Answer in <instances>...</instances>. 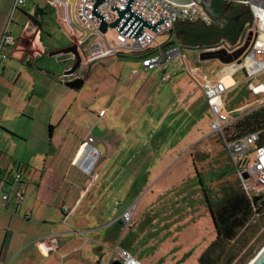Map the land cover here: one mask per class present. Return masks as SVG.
I'll use <instances>...</instances> for the list:
<instances>
[{
  "label": "rangeland",
  "instance_id": "374dc122",
  "mask_svg": "<svg viewBox=\"0 0 264 264\" xmlns=\"http://www.w3.org/2000/svg\"><path fill=\"white\" fill-rule=\"evenodd\" d=\"M51 1L25 0L19 9L28 13L36 5L44 9ZM12 2L0 0V17L2 10L12 8ZM7 19L15 21L18 13L11 15L10 11ZM62 27L64 34L51 30L45 37L48 46L68 42V28L64 24ZM116 33L115 29L108 30L107 39L112 40ZM168 37L169 34L164 33L158 35L157 40L163 42ZM91 41L92 38L82 44L86 53ZM185 51L188 66L182 59H174L165 68L134 72L139 69L137 60L118 59L115 55L95 63V69H90L80 90L71 91L59 81L56 85H48L55 86V93H47V98L41 102L37 125H28L25 133L28 145L24 141L8 144L11 153L21 156L20 161L25 163L24 171L20 170L21 183L16 187L25 189L23 183H31L25 190L24 206L34 201L33 196H38L34 184L42 183L40 178L45 165L62 176L66 172V181L80 188L73 202L59 197L53 209L60 215L59 206L65 204L62 207L65 208L67 205L73 211L69 225L77 231L72 235L81 242L84 238L92 240L93 243H88L92 247L90 252H86L87 248L78 252L82 260L85 252L91 255L85 264H97L100 260L104 264L108 248L117 242L143 264H200L201 254L216 238L206 195L218 203L224 189L240 186V180L223 140L211 134L212 114L197 77L200 74L213 79L225 65L218 60L200 61L198 52L190 47H185ZM9 58L3 59L4 62H9ZM37 63L43 69H54L57 75L62 73L61 63L56 59L45 57ZM18 66L12 63V68L0 75V85L15 86L12 102L20 107L27 104L26 112L31 113L38 103L37 98L30 101L32 90L27 94L19 88L24 79L16 80ZM190 67L195 68L196 73ZM165 73L170 75L168 81L162 80ZM231 77L234 85L223 94L222 102L228 110H235L230 114L232 117L243 110L254 109L264 97V92L256 88L258 83H264V72L247 78L243 70H237ZM60 93L64 94L63 107L56 109L52 104L59 100ZM61 116L62 124L52 138L49 134H39L36 128L42 129V122L51 120L57 125ZM22 120L18 118L15 123H22ZM91 143L98 151L91 170L95 178L80 169L72 157L79 145L80 148L85 144L93 147ZM16 169L10 166L8 177L14 178ZM45 181L54 183L56 179L49 176ZM132 205L131 228L124 230L120 224L112 223ZM53 211L50 215L55 214ZM262 234L264 213L254 216L249 226L241 231L239 242H248L239 257L243 254L246 260L252 252L257 255L264 246L258 250ZM97 246L101 252L95 251ZM29 257L35 264H44L34 247L25 250L14 264H34ZM53 258L58 264H72L69 257L63 258L60 254Z\"/></svg>",
  "mask_w": 264,
  "mask_h": 264
},
{
  "label": "built area",
  "instance_id": "2783aa9c",
  "mask_svg": "<svg viewBox=\"0 0 264 264\" xmlns=\"http://www.w3.org/2000/svg\"><path fill=\"white\" fill-rule=\"evenodd\" d=\"M66 1L67 0H52L50 6L57 11L59 23L67 26L68 32L66 33L69 40L73 44H76L78 39L83 35V32L73 23L71 17L72 3H66ZM127 1L128 0H105L96 7L97 13L102 15L104 21L110 24L118 18V13L110 8L115 7L119 10H124ZM234 3L249 7L251 15V20L245 24L235 43H230L225 38H220L213 43L187 45L174 32L177 24L183 22L206 26L216 25L212 19L207 17L202 7H177L165 0H134L131 3V10L133 13L150 25L156 24L160 18H164L165 23L156 27L153 31L148 27H143L142 34L136 39L134 37L125 38L124 35H120L116 28L111 27H108V30L115 29L117 31L112 40H108L106 37L108 30L102 34H92L88 38H92V41L88 46L87 53L81 48L82 44L78 45L82 56L78 68L71 74L63 73L60 78L63 82H68L76 78L86 79L92 65L105 57L118 54H129L141 57L139 63L143 71L166 66V64L174 59H182L188 66V56L185 47H190L197 51L198 56L201 52L222 49L233 52L244 44V41L250 33H252V39L247 50L232 64H224V68L220 71L227 70L232 74L234 71L243 70L247 78L257 77L259 73L264 72V0H245ZM24 4L25 0H16L15 6L18 7ZM94 4L95 0H77L74 9L76 18L81 25L95 29L100 26L101 21L98 17L92 16ZM59 8L62 10L60 13ZM170 31L174 32V45L165 47V43H159L157 36ZM78 32L81 34L78 35ZM13 44H15V39L9 34H5L0 46V59L5 58L2 54L3 47ZM139 70L140 69H135L134 72H139ZM190 70L193 69L190 67ZM169 79L170 75L167 73L162 76L163 81ZM233 85L234 84L227 85L219 72L213 79L205 78L203 81H200V87L212 114V121L210 124L211 134H216L223 140L235 172L240 180V185L248 198L252 199L254 195L264 193V145L258 144L260 132H251L237 138H231L228 132L238 118L264 107V97L258 101L259 103L254 109L247 111L243 110L231 117L230 114L235 110H228L224 106L222 96ZM256 88L264 92V83H258ZM253 145L254 149L252 150ZM89 148L91 149L87 153L86 158L91 156L96 160L98 151L91 146H89ZM82 155L83 152L77 158L78 165L81 166L91 178H95L96 174L94 173L95 175H92V168L90 169L85 165V158L82 159ZM252 155L253 157L251 158ZM20 181L21 172H17L10 186L13 187L15 183ZM12 191V189L0 186V199L3 202H8ZM15 192L17 201L22 202L24 199L22 192L20 190ZM133 214L134 205L126 208L117 220L112 223L120 224L124 230L131 228ZM52 237L53 236H44L38 240V244L45 248L46 252L57 247V240ZM114 261H119L122 264H143L129 249L121 246L118 242L116 245L108 248V256L104 264H113Z\"/></svg>",
  "mask_w": 264,
  "mask_h": 264
},
{
  "label": "crops",
  "instance_id": "0c3cea01",
  "mask_svg": "<svg viewBox=\"0 0 264 264\" xmlns=\"http://www.w3.org/2000/svg\"><path fill=\"white\" fill-rule=\"evenodd\" d=\"M12 3V8L10 9V7H7L5 10H2L3 13L0 17V46L2 44L5 34H9L10 36H12L15 39V44L4 46L6 48V51L2 53L5 58L0 59V75H3L8 70V68H12V63H18L20 66H18V69H16V71L18 72L16 80L21 79V77L24 79V81L20 84L19 88L27 94L29 91L32 90L29 100L33 101L34 98H37L38 103H36L35 105V110H33L31 113H28L26 112L27 104H22V107H20L18 106V104L13 103L11 100L16 87H4L1 86L2 84L0 85V186L13 190L8 202H3L0 199V264H14L18 257L25 250L33 249V247L39 252L40 256L43 257L44 264H58L59 262L53 258L54 255L57 258L58 254H60L61 256L63 255V258L69 257L70 260H72V264H85L84 261L89 260L91 258V255H86V252L91 251L92 247L88 243H93L92 240L89 238H84V241L81 242V240L78 239L77 236L72 235L73 232L77 231L76 229H73L71 225H69V219L73 216V211L71 212L67 205L65 207V210V208H62L63 206H65V204L61 203L62 205L59 206L60 215H57L55 209H53V206L56 204V200L59 197H63V199H66L68 202H73L74 198L77 195V190H80L77 185H74L73 183L70 184L66 181V172L63 174V177L62 173H57L53 169V167H47V165H45V171L42 174V177L40 178V182L42 183L34 184L36 185L35 189L39 191L38 196L36 198H34L33 196L34 201H29L27 204H25V206L23 205L25 201V190L27 191V186L31 185V183L27 184L22 182L23 185H25V189L21 187H16V185L21 183V181L15 183L13 187L10 186L11 181L13 180L12 177H8L10 166L11 168L12 166H15L17 167L16 170L20 171L25 169V163H23V161H20L22 160L21 156L14 155L11 153L8 144L14 143L12 141H24V143L28 145L29 138L25 137L28 125H37V120L40 115V104L41 102H43L44 98H47V93H55L54 85H56V82H61L65 87L69 88L71 91L78 90L66 86L65 82H63L60 78L64 71L69 69V67L74 63L73 60H62L56 57L55 55L42 56L52 54L54 51H57L73 44L67 36L66 37L68 42L66 44L58 46H48L44 38L40 43V52L42 55H40L38 51L39 41L42 37L45 36V34L49 33L51 30H56V32L64 34L65 30L59 23L57 11L50 6V3H48L49 5L44 9L36 5L33 8L32 12L24 13L22 10L19 9V6H15L16 0H13ZM37 7L41 8L45 13L43 17L44 21L42 28H39L38 25H36L29 16L34 15V11ZM10 11L11 15L18 13V19H16L15 21H11L9 19V21L7 18L10 15ZM21 12H23L24 15ZM22 19H24V21ZM185 24H187V27H193L195 25H198L194 23ZM178 26L179 24H177L174 32L179 37L177 31ZM174 32H168V39L159 43H166L167 41L173 42ZM215 41L217 40H212L206 43L201 42V44L213 43ZM172 45H174V42ZM7 57H10L9 62H4L3 59H6ZM45 57H50L51 59H56L57 62H60V69L62 73H59L57 75L53 72L54 69H47L48 67H45V69H43L41 65L37 62L41 59H44ZM100 61L102 60H99L98 62ZM24 64L26 65V67L24 66ZM138 68L142 70L140 67V63ZM163 68H165V66H163ZM94 69L95 64L91 67L92 71ZM145 71L149 70H144V72ZM193 73H196L195 68H193ZM89 74H87L86 76L85 83ZM219 74L222 78H224V76H226L227 74L230 82L229 85L234 84V80L231 77L232 74H230L229 71H219ZM197 78L199 82L205 79V77L200 74ZM27 83H30V85ZM50 84L54 85L52 87H49L48 85ZM37 91L45 92V94H37ZM63 95V93H60L59 100L57 99L55 102L53 101L54 103L52 105L56 107V109L59 107H63ZM23 107H26V109H23ZM18 118L23 119L22 123H15L16 119ZM62 119L63 118L61 116L60 123H58L57 125H54L51 120H49L47 123L46 121H44L42 122V129L38 127L36 129L39 130V134H49L48 136L52 138L60 124H62ZM46 125H48L47 132ZM91 145L94 148L97 147L93 143H91ZM80 146L81 145H79L73 152V162L75 161V163L78 165L79 163L77 158L83 152L82 159L85 158V165L88 164V167L91 169L93 167L95 159H93L91 156L86 158L87 153L91 148H89V145L87 144L83 145L81 148ZM106 146L107 150H110V144L106 142ZM88 162L91 163L89 164ZM79 168L81 169L82 167L79 166ZM49 176L51 178H55L56 182H46L45 179H49ZM22 177L23 176L21 174V180ZM18 190H20L24 196L22 202L17 201L15 191ZM64 203H66V201H64ZM52 210H54V215H50V211ZM68 227L75 231H70ZM44 236H53L52 238H56L57 247L53 248L49 252H46L45 248L38 244V240ZM82 249H86L83 260L80 254L78 253ZM95 251L101 252V248L97 246ZM27 257L28 256H26V258ZM94 257L95 259L98 258V256ZM63 258L61 259L63 260ZM28 259L30 263L32 262L35 264L32 258L30 259L29 257Z\"/></svg>",
  "mask_w": 264,
  "mask_h": 264
},
{
  "label": "trees",
  "instance_id": "16d2710c",
  "mask_svg": "<svg viewBox=\"0 0 264 264\" xmlns=\"http://www.w3.org/2000/svg\"><path fill=\"white\" fill-rule=\"evenodd\" d=\"M212 5L219 13L226 16L227 25H195L187 27L181 22L177 28L180 39L187 45H195L225 38L230 43H235L245 24L251 20L250 9L239 3L228 2L226 0H213ZM34 15H29L31 20L43 27L44 11L37 7ZM172 41H167L164 45L169 47ZM149 55V54H146ZM118 59L133 58L140 61L141 57L118 54ZM143 57V56H142ZM145 57V56H144ZM251 132H260L258 144L264 145V107L254 110L238 118L229 129V136L237 138ZM203 184V182L201 181ZM209 209L216 228V238L201 254L200 264H233V261L242 253L247 242H239L240 234L246 229L254 216L264 213V193L256 194L249 199L241 185L238 187L228 186L224 189L221 200L213 202L210 196L206 195ZM258 230L256 231V233ZM259 248L264 244V234L259 238ZM256 255L252 252L245 260L242 254L234 264H247ZM98 264H101L100 261Z\"/></svg>",
  "mask_w": 264,
  "mask_h": 264
},
{
  "label": "water",
  "instance_id": "95a60500",
  "mask_svg": "<svg viewBox=\"0 0 264 264\" xmlns=\"http://www.w3.org/2000/svg\"><path fill=\"white\" fill-rule=\"evenodd\" d=\"M77 0H67L66 3H72L71 8V17L72 21L75 26L83 32V35L78 39L76 44H71L70 46H66L62 49L54 51L52 54L42 55L40 52V43L42 40L49 35L47 33L44 37L41 38L38 44V51L39 54L42 56H51L55 55L56 57L62 60H73V64L69 67V69L64 71V74H71L73 73L78 66L80 65L82 56L79 51V44H83L92 34H102L107 32L108 27L116 28L120 35H124L125 38H138L142 34L143 27H148L150 30H154L159 25L165 23L164 18H160L159 21L154 24L150 25L146 21H144L141 17L136 15L131 10V3L134 0H128L124 10H119L115 7H111L110 9L118 13V18L108 24L104 21V17L97 13L96 7L103 3L105 0H95V4L92 8V16L98 17L101 21L100 26L98 28H90L87 26L81 25L75 15V3ZM166 2L170 3L171 5L177 7H184V8H192L200 6L204 9L208 18L212 19L213 22L220 26H226V17L223 14H219L213 7L212 1L213 0H165ZM228 2H242L245 0H226ZM252 39V33L248 35L244 44L237 50L233 52H228L225 49L222 50H215L209 52H201L199 57L200 60H218L223 64H232L235 60H238L239 57L247 50L250 45ZM85 83L84 78H76L74 80L65 82V85L73 88V89H80ZM113 264H122L119 261H114ZM249 264H264V246L263 248L257 253V255L250 261Z\"/></svg>",
  "mask_w": 264,
  "mask_h": 264
},
{
  "label": "bare ground",
  "instance_id": "6f19581e",
  "mask_svg": "<svg viewBox=\"0 0 264 264\" xmlns=\"http://www.w3.org/2000/svg\"><path fill=\"white\" fill-rule=\"evenodd\" d=\"M227 73H228V72H227ZM225 78H226V79H225ZM223 80H224V82H225L227 85L230 84V82H229V77L227 76V74H226V76H224ZM231 81H232V80H231Z\"/></svg>",
  "mask_w": 264,
  "mask_h": 264
},
{
  "label": "flooded vegetation",
  "instance_id": "af4514ba",
  "mask_svg": "<svg viewBox=\"0 0 264 264\" xmlns=\"http://www.w3.org/2000/svg\"><path fill=\"white\" fill-rule=\"evenodd\" d=\"M225 16V15H224ZM226 17V16H225ZM200 25H202V24H200Z\"/></svg>",
  "mask_w": 264,
  "mask_h": 264
}]
</instances>
